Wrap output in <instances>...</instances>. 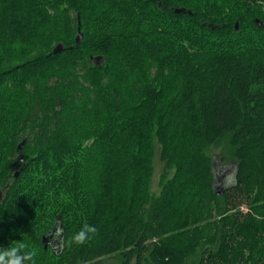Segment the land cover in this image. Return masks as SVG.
Here are the masks:
<instances>
[{
  "label": "trees",
  "instance_id": "16d2710c",
  "mask_svg": "<svg viewBox=\"0 0 264 264\" xmlns=\"http://www.w3.org/2000/svg\"><path fill=\"white\" fill-rule=\"evenodd\" d=\"M0 192L35 264H264V0H0Z\"/></svg>",
  "mask_w": 264,
  "mask_h": 264
},
{
  "label": "clouds",
  "instance_id": "9594fccd",
  "mask_svg": "<svg viewBox=\"0 0 264 264\" xmlns=\"http://www.w3.org/2000/svg\"><path fill=\"white\" fill-rule=\"evenodd\" d=\"M96 231L95 226L85 224L74 234L73 240L76 243H83L89 238V233ZM35 253L25 243L11 248L0 249V264H35Z\"/></svg>",
  "mask_w": 264,
  "mask_h": 264
},
{
  "label": "rangeland",
  "instance_id": "374dc122",
  "mask_svg": "<svg viewBox=\"0 0 264 264\" xmlns=\"http://www.w3.org/2000/svg\"><path fill=\"white\" fill-rule=\"evenodd\" d=\"M208 152L212 157L215 158L216 168H217V170H219L220 174H223V175L226 173L232 174L234 172L233 171L234 170V164H232V163L226 164V163H222L220 161V160H223L222 159L223 156L227 157V159H228L227 161H229V162L234 161L231 158H229L228 151L226 150L224 144H220L217 146H211L208 149ZM154 164H155V174H154V177L152 180L151 188H152V190H154V192L158 193L160 191L159 181H160V174L162 172V166H163V163L160 160V156H159L158 145L155 148ZM119 259H120L119 255L115 254V255H112L110 257H107L106 261L108 264H119Z\"/></svg>",
  "mask_w": 264,
  "mask_h": 264
},
{
  "label": "water",
  "instance_id": "95a60500",
  "mask_svg": "<svg viewBox=\"0 0 264 264\" xmlns=\"http://www.w3.org/2000/svg\"><path fill=\"white\" fill-rule=\"evenodd\" d=\"M183 10H184L183 8L177 9V11H183ZM80 24H81V21H80V19H79L78 36H77V38H76V42H77V43H79V42L81 41V39L83 38V33H82V31H81V25H80ZM63 48H64V44H63V43H59V44H57L56 47L54 48L53 52H54V53H58V52L62 51ZM24 143H25V140H23V141L18 145V148H17L18 151L21 150V148H22V146H23ZM15 175L18 176V175H19V172H16ZM1 196H2V193L0 192V198H1ZM48 238H49V235L45 236L43 239H44L45 242H47V239H48ZM45 247H47V243H45Z\"/></svg>",
  "mask_w": 264,
  "mask_h": 264
}]
</instances>
